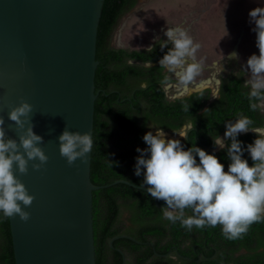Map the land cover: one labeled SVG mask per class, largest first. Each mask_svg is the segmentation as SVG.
I'll list each match as a JSON object with an SVG mask.
<instances>
[{"label": "trees", "instance_id": "16d2710c", "mask_svg": "<svg viewBox=\"0 0 264 264\" xmlns=\"http://www.w3.org/2000/svg\"><path fill=\"white\" fill-rule=\"evenodd\" d=\"M139 1L105 0L98 28L91 179L96 186L108 187L94 192L97 264H123L122 253L126 264H264V221L253 223L236 240L225 239L219 225L187 231L179 222L173 224L163 217L164 207L160 205L165 202L141 189L143 176L134 175L135 157L139 155L136 148L146 147L142 137L151 123L175 131L191 121L195 128L181 143L185 150L195 144L208 153L213 152L208 133L222 136L224 123L240 114L250 117L254 126H264L262 108L250 107V89L244 85L243 71L221 76L219 99L212 100L207 92L202 99L187 97L186 103L192 105L189 112L182 110L181 101L166 100L158 83L164 70L157 63L171 46L161 51L162 40L156 41L151 50H129L112 44L122 19ZM149 59L151 69L144 67ZM144 81L148 87L141 89L139 85ZM238 138L247 144L256 135L249 132ZM215 154L227 171L230 161L226 152L219 150ZM245 158L251 166L247 153ZM117 181L135 186L113 185ZM125 212L129 214L128 226L122 219ZM186 215H191V211L186 210ZM115 238L118 239L111 246ZM0 264H16L10 219L2 216Z\"/></svg>", "mask_w": 264, "mask_h": 264}, {"label": "water", "instance_id": "95a60500", "mask_svg": "<svg viewBox=\"0 0 264 264\" xmlns=\"http://www.w3.org/2000/svg\"><path fill=\"white\" fill-rule=\"evenodd\" d=\"M104 1L0 0V118L6 135L18 140L8 114L29 103V124L43 138L39 146L48 157L38 171L33 161L26 174L14 169L34 196L30 206L22 205L30 214L27 221L9 218L16 264H97L94 192L108 186L92 182V150L84 162L69 165L59 153L58 137L67 128L93 139ZM119 183L132 185H113Z\"/></svg>", "mask_w": 264, "mask_h": 264}, {"label": "clouds", "instance_id": "9594fccd", "mask_svg": "<svg viewBox=\"0 0 264 264\" xmlns=\"http://www.w3.org/2000/svg\"><path fill=\"white\" fill-rule=\"evenodd\" d=\"M248 16L249 24L254 25L251 31L255 33L259 55L252 54L247 59L245 70L249 78L244 85L250 89V107L256 110L264 106V7L251 10ZM163 34L166 39L160 44L161 51L171 45L158 61L160 69L164 70L158 83L165 99L181 101L185 112L192 107L186 103L187 97L202 99L207 92L210 98L219 99L224 64L212 63L205 77V58L197 57L201 45L188 30L182 26L168 27ZM228 57L238 60L239 54L231 52ZM144 67L151 69L150 59L144 62ZM139 87L146 89L148 82H141ZM31 112L32 106L22 102L8 114L19 132L18 140L6 135L5 121L0 118V216H18L21 221H27L30 216L22 205L30 206L34 196L28 193L15 171L26 174L30 161H33V170L38 171L48 161L39 146L43 138L35 134L29 124ZM254 123L250 117L240 114L237 119L224 123L223 137L217 133L213 137L209 132L212 153L195 144L185 150L181 140L168 138L162 127L148 126L155 129V134L146 132L142 137L146 147L136 148L139 155L135 157L134 175L143 176L140 187L146 188L151 197L165 202L162 210L167 221L179 222L187 231L193 227L219 225L227 240L241 239L253 223L264 221V126H254ZM26 124L29 126L25 129ZM194 128L189 121L172 131L187 140ZM249 132L256 135L252 143L246 144L238 138ZM58 144L60 155L69 165L77 159L84 162L93 148L92 134L65 128L58 137ZM216 150L226 152L230 161L227 171L216 156ZM245 153L253 162L251 166ZM186 210H190L191 215H186Z\"/></svg>", "mask_w": 264, "mask_h": 264}, {"label": "rangeland", "instance_id": "374dc122", "mask_svg": "<svg viewBox=\"0 0 264 264\" xmlns=\"http://www.w3.org/2000/svg\"><path fill=\"white\" fill-rule=\"evenodd\" d=\"M257 7H264V0H140L122 19L112 44L129 50L148 49L156 41L166 39L163 32L168 27L182 26L201 45L197 57L205 58V77L212 63L222 62L225 71L221 76L243 71L247 80L246 61L252 54L259 55L255 33L251 31L254 25L249 24L248 16ZM231 52L238 53L239 59L229 58ZM261 108L264 113V106ZM149 126L159 127L152 123ZM163 130L168 138L184 139L171 130ZM148 131L155 134V129L148 127ZM122 219L124 225H130L127 212Z\"/></svg>", "mask_w": 264, "mask_h": 264}]
</instances>
